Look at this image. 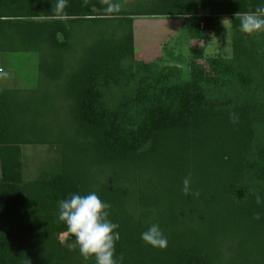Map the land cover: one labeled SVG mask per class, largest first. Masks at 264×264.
<instances>
[{
    "label": "trees",
    "instance_id": "16d2710c",
    "mask_svg": "<svg viewBox=\"0 0 264 264\" xmlns=\"http://www.w3.org/2000/svg\"><path fill=\"white\" fill-rule=\"evenodd\" d=\"M57 2L0 0V54L38 57L35 88L0 89V264H95L58 220L60 200L91 192L112 206L120 264H264V32L235 16L264 0H131L117 19L100 0ZM137 17L188 20L198 58L228 17L232 57L172 78L133 59ZM24 145L54 151L30 180ZM189 175L198 198L181 191ZM152 224L166 249L141 239Z\"/></svg>",
    "mask_w": 264,
    "mask_h": 264
},
{
    "label": "rangeland",
    "instance_id": "374dc122",
    "mask_svg": "<svg viewBox=\"0 0 264 264\" xmlns=\"http://www.w3.org/2000/svg\"><path fill=\"white\" fill-rule=\"evenodd\" d=\"M120 5V11L130 10L131 0H112ZM215 22L205 37L202 46V56L198 58L192 49L189 34L190 23L181 17L144 18L133 19V59L143 63L158 62L165 67L176 66L179 68L175 76L186 79L193 65L208 68V59L218 58L228 60L232 57L233 31L228 17H215ZM38 57L36 53H10L0 54V67L13 69L23 73H30L33 67H37ZM210 71V70H208ZM35 84L30 89L36 87ZM211 92V86L204 85ZM23 153V178L30 180L35 178L47 167L48 161L53 157V147L46 145H24ZM67 233L59 235L64 241Z\"/></svg>",
    "mask_w": 264,
    "mask_h": 264
},
{
    "label": "clouds",
    "instance_id": "9594fccd",
    "mask_svg": "<svg viewBox=\"0 0 264 264\" xmlns=\"http://www.w3.org/2000/svg\"><path fill=\"white\" fill-rule=\"evenodd\" d=\"M87 4V0H84ZM105 5V18L117 19L116 13L120 11V5L113 3L112 0H100ZM67 7V0H58L55 10L62 12ZM235 16L239 17L240 30L246 34L264 32V6H257L254 12H237ZM230 122H238V116L235 112L229 114ZM183 194L198 198L200 191H193L191 187V176L184 177L182 181ZM256 204L262 203L260 196L255 198ZM59 214L58 220L63 222L67 231L75 237V244L71 247L79 248L80 254L85 260L95 258V264H120L124 257L121 253L116 256V242L120 240L118 223L109 219L111 204L103 202L96 192L87 195L70 194L67 199L58 202ZM260 219V214L256 213L253 217ZM141 239L154 248L166 249L168 238L164 235L159 224H152L141 234ZM63 243V241H61ZM25 264H31L29 260Z\"/></svg>",
    "mask_w": 264,
    "mask_h": 264
},
{
    "label": "crops",
    "instance_id": "0c3cea01",
    "mask_svg": "<svg viewBox=\"0 0 264 264\" xmlns=\"http://www.w3.org/2000/svg\"><path fill=\"white\" fill-rule=\"evenodd\" d=\"M13 69H2L0 67V89H30L35 84L37 67H33L30 73L18 74Z\"/></svg>",
    "mask_w": 264,
    "mask_h": 264
}]
</instances>
